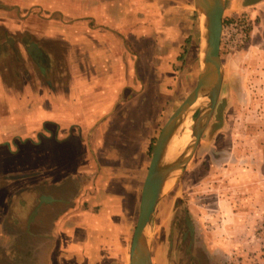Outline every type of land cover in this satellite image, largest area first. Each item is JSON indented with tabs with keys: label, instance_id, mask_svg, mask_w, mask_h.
<instances>
[{
	"label": "crops",
	"instance_id": "0c3cea01",
	"mask_svg": "<svg viewBox=\"0 0 264 264\" xmlns=\"http://www.w3.org/2000/svg\"><path fill=\"white\" fill-rule=\"evenodd\" d=\"M188 8L0 0V56L13 54L0 79L18 80L0 90V264H128L124 206L140 199L146 134L178 76ZM74 176L71 198L52 194Z\"/></svg>",
	"mask_w": 264,
	"mask_h": 264
},
{
	"label": "rangeland",
	"instance_id": "374dc122",
	"mask_svg": "<svg viewBox=\"0 0 264 264\" xmlns=\"http://www.w3.org/2000/svg\"><path fill=\"white\" fill-rule=\"evenodd\" d=\"M188 6L189 35L181 62L173 65L178 76L162 94L155 127L142 126L143 134L148 131L146 145L152 142L148 161L163 124L193 89L200 70L193 0ZM11 55L10 50L0 56L5 73V67L13 69ZM220 57L223 81L214 112L184 171L158 201L147 230L152 264H264V0H226ZM49 69L42 75L54 72V65ZM0 82L5 85L0 90L18 86L7 75ZM58 112L67 115L68 107ZM197 114L188 117L176 140L190 139ZM80 182L79 176L70 177L52 194L71 198ZM138 206L136 200L133 207L124 206L128 251Z\"/></svg>",
	"mask_w": 264,
	"mask_h": 264
},
{
	"label": "water",
	"instance_id": "95a60500",
	"mask_svg": "<svg viewBox=\"0 0 264 264\" xmlns=\"http://www.w3.org/2000/svg\"><path fill=\"white\" fill-rule=\"evenodd\" d=\"M225 6L226 0H193L199 28L200 70L195 86L166 119L155 141L141 187L128 264H152L147 230L155 207L184 171L214 112L223 81L220 45ZM195 112L198 114L190 139L183 141L170 155L169 148L179 141L175 139L178 131Z\"/></svg>",
	"mask_w": 264,
	"mask_h": 264
},
{
	"label": "bare ground",
	"instance_id": "6f19581e",
	"mask_svg": "<svg viewBox=\"0 0 264 264\" xmlns=\"http://www.w3.org/2000/svg\"><path fill=\"white\" fill-rule=\"evenodd\" d=\"M183 141H184V140H180V141H176V142H174V143L172 144V147L169 148V154L171 155V154L173 153V151H174L175 149H177V148L181 145V143H182Z\"/></svg>",
	"mask_w": 264,
	"mask_h": 264
},
{
	"label": "trees",
	"instance_id": "16d2710c",
	"mask_svg": "<svg viewBox=\"0 0 264 264\" xmlns=\"http://www.w3.org/2000/svg\"><path fill=\"white\" fill-rule=\"evenodd\" d=\"M151 145H152V142H151V144H150L149 151H151V148H152V146H151ZM149 153H150V152H149Z\"/></svg>",
	"mask_w": 264,
	"mask_h": 264
},
{
	"label": "flooded vegetation",
	"instance_id": "af4514ba",
	"mask_svg": "<svg viewBox=\"0 0 264 264\" xmlns=\"http://www.w3.org/2000/svg\"><path fill=\"white\" fill-rule=\"evenodd\" d=\"M250 3H253L254 1L253 0H249Z\"/></svg>",
	"mask_w": 264,
	"mask_h": 264
}]
</instances>
